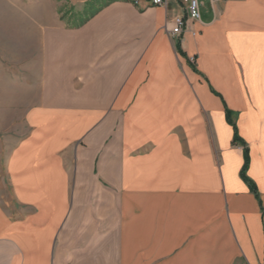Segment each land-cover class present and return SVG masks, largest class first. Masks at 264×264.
<instances>
[{
    "label": "crops",
    "instance_id": "crops-1",
    "mask_svg": "<svg viewBox=\"0 0 264 264\" xmlns=\"http://www.w3.org/2000/svg\"><path fill=\"white\" fill-rule=\"evenodd\" d=\"M199 2L175 40L180 0H106L77 27L0 0L21 39L0 126L31 134L5 162L0 264H264V0Z\"/></svg>",
    "mask_w": 264,
    "mask_h": 264
},
{
    "label": "rangeland",
    "instance_id": "rangeland-1",
    "mask_svg": "<svg viewBox=\"0 0 264 264\" xmlns=\"http://www.w3.org/2000/svg\"><path fill=\"white\" fill-rule=\"evenodd\" d=\"M23 5H29L32 7H23V11L33 10L38 8L39 11L51 10L54 15V20L61 26L65 27H77L82 25L92 14L96 11L98 6L106 0H22ZM37 6V7H34ZM34 11V10H33ZM40 13V12H39ZM29 15L27 12H23V17ZM178 19V18H177ZM176 19V20H177ZM175 20V22H176ZM181 38H175L180 40ZM23 41V40H22ZM21 39L14 37H2L0 38V63L13 64L16 61V55L13 53L15 46H20ZM26 57V56H23ZM28 57V56H27ZM196 60V59H195ZM191 65H195L196 62H192L189 59ZM22 135L13 134V129L8 131L5 126H0V192L5 202L10 201L11 187L9 186L7 175H5L4 167L7 157L10 153L13 144L25 142L30 138V130L27 129L26 120H22Z\"/></svg>",
    "mask_w": 264,
    "mask_h": 264
},
{
    "label": "built area",
    "instance_id": "built-area-1",
    "mask_svg": "<svg viewBox=\"0 0 264 264\" xmlns=\"http://www.w3.org/2000/svg\"><path fill=\"white\" fill-rule=\"evenodd\" d=\"M133 4L134 6H140L145 4L147 7H165L170 0H125ZM184 5L187 6L186 16L187 18H178L174 23V27L171 31V36L173 38H182L185 31L189 30L190 23L199 22L201 19L200 14V2L199 0H180ZM214 3L220 0H212ZM192 62L195 58L191 59Z\"/></svg>",
    "mask_w": 264,
    "mask_h": 264
},
{
    "label": "trees",
    "instance_id": "trees-1",
    "mask_svg": "<svg viewBox=\"0 0 264 264\" xmlns=\"http://www.w3.org/2000/svg\"><path fill=\"white\" fill-rule=\"evenodd\" d=\"M227 121H228V123L230 125L233 126V129H234V143L235 144L240 143V144L243 145L242 147L244 149L245 163H244V166H243V169H242V172H241V177L245 181V183L249 186L251 192L253 194H255L256 196H258V192H257L256 186L251 182V180L248 179V177L246 175L247 171H248V168H249L248 149H247L246 145L243 143V141L239 138L235 123L232 121V119L230 118V115H228V114H227Z\"/></svg>",
    "mask_w": 264,
    "mask_h": 264
}]
</instances>
